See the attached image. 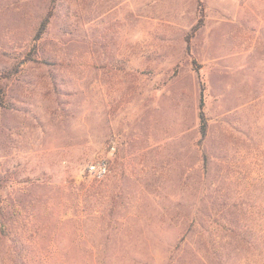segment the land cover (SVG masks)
<instances>
[{
	"label": "rangeland",
	"instance_id": "rangeland-1",
	"mask_svg": "<svg viewBox=\"0 0 264 264\" xmlns=\"http://www.w3.org/2000/svg\"><path fill=\"white\" fill-rule=\"evenodd\" d=\"M0 92V264H264V0H0Z\"/></svg>",
	"mask_w": 264,
	"mask_h": 264
},
{
	"label": "trees",
	"instance_id": "trees-1",
	"mask_svg": "<svg viewBox=\"0 0 264 264\" xmlns=\"http://www.w3.org/2000/svg\"><path fill=\"white\" fill-rule=\"evenodd\" d=\"M49 19H50V13H48L47 16L41 21L40 26L35 35L36 39L40 38V36L45 32L48 26V23H49ZM202 19H203V9H202L201 2L199 1V20L191 28L190 33L185 38V41L187 44L186 45L187 51H189V42H190L191 37L202 25V22H203ZM2 102H3V94L0 92V104H2ZM199 120H200V134L202 137H204L207 132V123H206V119H205L204 112H203L202 99H200V103H199Z\"/></svg>",
	"mask_w": 264,
	"mask_h": 264
},
{
	"label": "built area",
	"instance_id": "built-area-1",
	"mask_svg": "<svg viewBox=\"0 0 264 264\" xmlns=\"http://www.w3.org/2000/svg\"><path fill=\"white\" fill-rule=\"evenodd\" d=\"M90 173H92L95 177L101 178L104 177L107 173V167L104 162H100L96 165H92L89 167Z\"/></svg>",
	"mask_w": 264,
	"mask_h": 264
}]
</instances>
